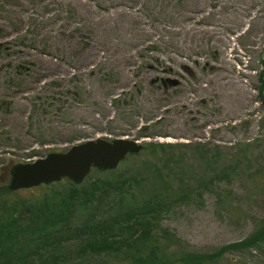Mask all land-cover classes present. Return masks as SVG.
Segmentation results:
<instances>
[{"label":"rangeland","instance_id":"rangeland-1","mask_svg":"<svg viewBox=\"0 0 264 264\" xmlns=\"http://www.w3.org/2000/svg\"><path fill=\"white\" fill-rule=\"evenodd\" d=\"M0 29V182L89 140L170 143L167 157L142 160L171 175L175 194L198 189L158 228L174 252H215L264 219V0H0ZM220 264H264V250Z\"/></svg>","mask_w":264,"mask_h":264},{"label":"trees","instance_id":"trees-1","mask_svg":"<svg viewBox=\"0 0 264 264\" xmlns=\"http://www.w3.org/2000/svg\"><path fill=\"white\" fill-rule=\"evenodd\" d=\"M261 65L258 93L264 105V59ZM172 147L146 142L140 155L128 157L114 171L95 170L97 175L81 185L64 180L41 186L40 194L9 192L8 184L0 182V264H88L90 255L102 254L120 255L129 264H220L228 252L263 251L264 219L246 239L215 252L172 250L175 236L167 230L159 234L158 228L167 209L186 202L198 189L183 182L175 194L171 175L142 160L167 157ZM131 158L140 165H131ZM176 161L183 163L182 158ZM148 171L150 178L144 180ZM259 173L264 187V167ZM72 240L75 258L61 259L58 250Z\"/></svg>","mask_w":264,"mask_h":264},{"label":"water","instance_id":"water-1","mask_svg":"<svg viewBox=\"0 0 264 264\" xmlns=\"http://www.w3.org/2000/svg\"><path fill=\"white\" fill-rule=\"evenodd\" d=\"M143 149V144L126 138L89 140L65 152H51L34 162L15 164L10 170L7 189L19 192L64 180L81 185L93 171H114L128 157L140 155Z\"/></svg>","mask_w":264,"mask_h":264},{"label":"bare ground","instance_id":"bare-ground-1","mask_svg":"<svg viewBox=\"0 0 264 264\" xmlns=\"http://www.w3.org/2000/svg\"><path fill=\"white\" fill-rule=\"evenodd\" d=\"M185 107V106H184ZM145 128H147V126H145Z\"/></svg>","mask_w":264,"mask_h":264}]
</instances>
